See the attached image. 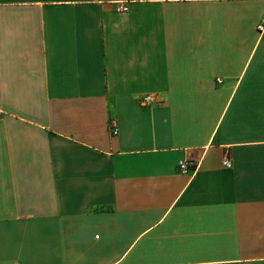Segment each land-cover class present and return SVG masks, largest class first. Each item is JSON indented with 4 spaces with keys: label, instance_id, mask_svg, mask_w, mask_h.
I'll return each mask as SVG.
<instances>
[{
    "label": "crops",
    "instance_id": "crops-1",
    "mask_svg": "<svg viewBox=\"0 0 264 264\" xmlns=\"http://www.w3.org/2000/svg\"><path fill=\"white\" fill-rule=\"evenodd\" d=\"M125 1L0 0V264H264V0Z\"/></svg>",
    "mask_w": 264,
    "mask_h": 264
},
{
    "label": "built area",
    "instance_id": "built-area-1",
    "mask_svg": "<svg viewBox=\"0 0 264 264\" xmlns=\"http://www.w3.org/2000/svg\"><path fill=\"white\" fill-rule=\"evenodd\" d=\"M137 1L138 0H126L125 2L119 4L118 5L119 6L118 7L119 13H127V12H129V6L132 5V4H134V3H136ZM258 29L260 31H263L264 25H260L258 27ZM156 102H158L157 96L148 95V96L143 97L140 100V105L143 106V107H151ZM110 130H111L112 136L115 137V136L118 135L119 130H118V126H117V123L116 122H112L111 123ZM222 165H223V167L225 169H231L232 168V164H231V162L229 160H224V162H223ZM193 168H194V164L192 162L183 161V162H180L179 165H178V169H179V171L182 174H187Z\"/></svg>",
    "mask_w": 264,
    "mask_h": 264
}]
</instances>
